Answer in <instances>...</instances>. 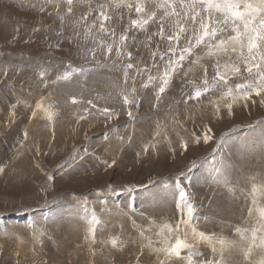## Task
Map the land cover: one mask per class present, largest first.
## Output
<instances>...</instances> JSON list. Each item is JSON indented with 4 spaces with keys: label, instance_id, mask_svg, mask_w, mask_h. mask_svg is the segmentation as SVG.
<instances>
[{
    "label": "rangeland",
    "instance_id": "374dc122",
    "mask_svg": "<svg viewBox=\"0 0 264 264\" xmlns=\"http://www.w3.org/2000/svg\"><path fill=\"white\" fill-rule=\"evenodd\" d=\"M84 11L86 5L77 14ZM58 23L30 8L27 0H0V162L8 165L0 173V264H158V260L187 264L183 258L169 261L148 246L151 240L154 247H160L159 226L169 223L174 227L182 216L172 197L175 178L181 172L183 184L194 194L190 197L194 204L191 224L206 234L238 239L237 226L255 223L247 219V209L252 206L249 177L255 175L258 182L264 179V148L256 123L264 120V104L254 97L255 104L235 105L232 116L222 109L224 118L218 119L209 98L185 106L177 77L158 104L151 89L141 90L140 106L129 117L106 79L117 80L122 74L110 68L101 69L86 83L74 79L45 88L37 76L39 65L52 68L51 81L55 65L62 69L69 60L83 62L76 44L65 41L55 47L57 37L51 29H57ZM156 30L151 26L149 32ZM129 35L136 37L135 43L129 41L133 62L149 60L142 43L145 34ZM16 65L22 66L19 71ZM6 66L11 67L4 76ZM97 93L107 97L95 101L98 106L117 109L118 118L89 115L79 119L85 105H74L70 98L89 99ZM42 96L58 110L54 122H47L41 113L29 119L35 101ZM18 99L15 121L9 123V106ZM203 125L210 126L216 138L226 134L227 143L215 152L213 141L189 143L185 151L180 138L193 131L201 134ZM158 130L161 136L155 135ZM152 144L154 148L143 151ZM222 159L230 166L228 178L237 189L234 193L212 180V165ZM113 160L116 163L108 167ZM192 161L196 162L194 168ZM258 199L264 203V196ZM85 203L100 220L94 240L82 218ZM114 237L118 238L115 247L111 244ZM199 251L211 258L206 242ZM186 255L185 250L182 257ZM261 255L256 250L245 260L233 250L231 258L235 264H250Z\"/></svg>",
    "mask_w": 264,
    "mask_h": 264
},
{
    "label": "snow or ice",
    "instance_id": "6c2138e0",
    "mask_svg": "<svg viewBox=\"0 0 264 264\" xmlns=\"http://www.w3.org/2000/svg\"><path fill=\"white\" fill-rule=\"evenodd\" d=\"M27 4L38 13L59 22L57 29H51L57 37L56 48L67 41L76 44L82 55L83 62L80 64L69 60L63 63L62 69L61 65H55L57 71L55 79L51 81L48 74L52 68L39 65L37 76L45 88L50 84L70 83L74 79L86 83L90 77L97 76L101 69L110 68L122 74L117 80L106 79L109 87L120 97L129 117L133 116V108L140 106L141 90L151 89L158 104L177 77L182 82L185 106L189 102L199 103L209 98L218 119L224 118L222 109L226 110L227 116H232L235 105L247 107L249 103L255 104L257 100L254 97L264 104V0H27ZM85 5L87 11L77 14V9ZM117 26L120 31H117ZM151 26L157 30L149 32ZM16 31L18 33L19 29ZM33 31L39 29L34 28ZM134 32L145 34L146 39L142 43L148 49L147 61L133 62L135 57L129 50V41L135 43L136 37L129 33ZM51 63L48 62L49 65ZM9 67L4 68V76L8 75ZM15 67L19 71L22 66ZM184 88L188 90L184 91ZM111 95L109 91L108 97ZM212 96H216V99H211ZM106 99L97 93L89 99L72 96L70 102L85 105L80 120L89 115L103 116L106 120L118 118L120 112L117 109L107 104L98 106L95 102ZM19 103L21 101L18 99L16 104L9 106V123L15 121V110ZM38 113L47 122H54L58 110L54 103L42 96L35 101L29 119L36 118ZM256 123L261 127L259 143L264 148V120ZM155 135L161 136L162 133L158 130ZM225 135L216 138L213 129L203 125L201 134L193 131L187 138L181 137L180 146L187 151L189 143L198 145L213 141L216 143L215 152L227 143ZM23 137L24 140L28 139L27 130ZM150 147L154 148L155 144L145 145L143 151L147 152ZM115 163L113 160L108 167ZM7 166L0 162V173H4ZM191 166L196 167V162L192 161ZM229 167L223 159L214 163L211 168L212 180L223 183L229 192L234 193L237 189L230 186ZM183 176V172L177 175L172 192L175 207L182 216L174 227L169 223L159 226L157 235L161 238V246L154 247L151 240L148 244L153 252L163 253L169 261L172 257L186 259L187 264H235L231 258L233 250L242 253L245 260H249L256 250L264 254V203L258 199V196H264V179L258 182L255 175L249 177L251 189L248 195L251 196L252 206L247 209V219H254L255 223L251 227L237 226L238 239L230 240L215 233L198 231L191 224L194 204L190 197L194 194L183 184L180 178ZM83 208L82 218L87 220L88 232L94 240L95 226L100 220L95 210H89L86 203ZM185 215L187 219L183 218ZM202 242L211 247V258L199 251ZM111 244L117 246L118 238H112ZM185 250L187 255L182 257ZM158 264H165V260H158ZM250 264H264V255Z\"/></svg>",
    "mask_w": 264,
    "mask_h": 264
},
{
    "label": "bare ground",
    "instance_id": "6f19581e",
    "mask_svg": "<svg viewBox=\"0 0 264 264\" xmlns=\"http://www.w3.org/2000/svg\"><path fill=\"white\" fill-rule=\"evenodd\" d=\"M147 229V228H146ZM124 254V253H123ZM134 258V257H133Z\"/></svg>",
    "mask_w": 264,
    "mask_h": 264
}]
</instances>
